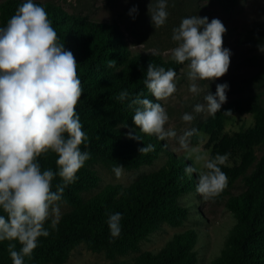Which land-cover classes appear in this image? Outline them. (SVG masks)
I'll list each match as a JSON object with an SVG mask.
<instances>
[{"label": "clouds", "instance_id": "9594fccd", "mask_svg": "<svg viewBox=\"0 0 264 264\" xmlns=\"http://www.w3.org/2000/svg\"><path fill=\"white\" fill-rule=\"evenodd\" d=\"M166 4L167 0L148 3L147 12L154 27L165 23ZM136 10L132 5L128 12ZM225 31L219 18L209 20L196 14L182 17L172 28L175 46L170 49V58L180 64L186 62L189 92H200L197 81L226 72L230 49L222 46ZM76 67L73 53L58 41L45 8L34 0H22L0 25V241H9L6 247L11 264H24L25 256L30 257L37 246V237L49 234L44 226L46 219L49 227L55 228L61 215L57 202L89 157V152L79 147L87 144V136L75 109L82 90ZM175 77L174 68L149 62L143 83L155 100L127 89L118 92V100L131 96L128 107L133 109L131 118L140 132L155 134L158 139L176 137L175 128L165 127L169 116L158 102L176 91ZM227 87V82L217 83L214 93L203 96L204 103L193 105V112L206 110L215 114L226 100ZM180 118L189 122L194 116L184 112ZM195 131L186 129L176 137L179 145L187 147V137ZM126 135L142 139L133 131ZM154 147L143 144L138 152L147 153ZM45 152L56 154L55 171L41 168L38 157ZM228 155L225 152L205 156L193 150L192 158L202 161L196 191L206 198L216 196L226 186L227 175L220 165ZM122 169L119 163L113 166L116 176L121 175ZM184 170L196 171L192 164ZM54 176L61 178L55 190L51 185ZM121 215L119 211L108 214L107 226L113 237L120 233ZM16 243L20 245L18 249Z\"/></svg>", "mask_w": 264, "mask_h": 264}, {"label": "trees", "instance_id": "16d2710c", "mask_svg": "<svg viewBox=\"0 0 264 264\" xmlns=\"http://www.w3.org/2000/svg\"><path fill=\"white\" fill-rule=\"evenodd\" d=\"M238 1L215 0L225 11H231ZM21 2L0 1V25L5 24ZM34 2L45 8L58 41L71 50L77 62L76 72L82 90L75 105L76 112H104L91 118L79 117L87 136V144L79 146L81 150L98 149L131 167L151 163L161 155L170 156L157 170L130 184L104 186L74 211L63 213L55 228L49 227V222L45 221L44 226L48 227L49 234L37 237V246L30 257L25 256L24 264H41L38 259L46 256L64 259L75 242L81 239L92 250H104L107 257L125 254L137 249L139 241L155 230L161 221L179 226L190 217L189 207L181 203L180 196L194 190L196 175L185 172L187 160L168 151L163 139L139 131L131 118L133 109L128 107L131 96L123 101L116 97L121 89H127L132 94L139 92L155 100L143 83L148 63L172 67L176 73L182 64L171 58L166 60L157 52L131 53L117 22L68 14L49 1ZM255 77L264 78V66ZM232 104L244 111H256V116L252 126L230 136L227 143L248 145L263 141L264 107L260 106L259 95L252 93L236 98ZM119 119H123L130 129L120 126ZM129 131L137 133L142 139L127 136ZM147 143L153 144L154 149L147 153L138 152L139 147ZM55 159L53 152L41 153L38 157L41 168L50 167L54 171L57 167ZM249 165L251 168L247 170ZM220 167L227 178L241 174L243 189L235 194L230 193L225 200L238 224L227 238V247L211 264H264V251L252 246L254 238L264 230V148L259 156L249 153L238 166L221 164ZM60 181L59 176L53 177V190ZM76 182L75 179L67 184L64 192ZM115 211L122 215L120 233L113 237L109 233L107 217ZM195 240V231L188 228L174 232L156 251H143L132 261L118 260L105 264H196ZM7 243V240L0 241V264H11ZM16 247H20L19 243H16Z\"/></svg>", "mask_w": 264, "mask_h": 264}, {"label": "rangeland", "instance_id": "374dc122", "mask_svg": "<svg viewBox=\"0 0 264 264\" xmlns=\"http://www.w3.org/2000/svg\"><path fill=\"white\" fill-rule=\"evenodd\" d=\"M2 1V0H0ZM49 1L59 6L68 14L85 16L100 21H114L123 30L125 40L131 53H159L164 59H170V49L175 46L171 39L172 28L177 26L182 17L188 15L219 18L226 31L222 34V46L230 49L229 65L225 73L219 77L197 81L200 92L193 94L188 91L189 81L186 78V62L176 73V91L169 97L159 100L163 104L169 119L165 127L171 126L179 137L186 129L195 128L187 137V147H181L176 137L164 138L163 144L174 156H181L192 164L196 177L202 170V161H195L193 150L209 156L216 153L229 155L222 165L238 166L251 153L259 156L264 148V140L248 145L227 143V139L252 126L256 111H244L233 106L236 98H243L252 93L260 97V106L264 107V78L255 76L264 66V0H239L231 11L223 10L215 0H167L168 16L165 23L154 27L150 22L147 5L151 0H40ZM136 6V12L129 14L128 10ZM134 16V18H133ZM227 82L226 100L215 114L206 110L193 112V105L204 103L206 92H215L217 83ZM227 110V112H225ZM192 112L194 119L189 122L181 120V114ZM81 118H91L99 113L98 110H83L77 112ZM119 125L125 121L119 119ZM129 130L130 127L127 126ZM89 157L78 172L77 182L63 192L60 205L61 215L74 211L86 200L94 196L104 186L114 183L130 184L140 177L157 170L166 163L170 155H161L151 163L138 167L125 165L98 149L87 150ZM123 165L122 173L116 176L113 166ZM251 165L247 167V170ZM194 190L180 196L182 204L189 207L190 217L182 225L173 226L161 221L145 239L138 243V248L125 254L107 257L104 250H92L81 239L70 248L64 259L52 256L39 258L41 264H105L111 261H132L141 252L156 251L167 239L177 231L192 228L196 234L194 247L196 249V264H211L227 247L226 241L238 221L234 212L225 204L230 193L235 194L243 189L241 174L232 179L227 178L226 186L214 197L206 198ZM60 215V216H61ZM198 220V222H196ZM45 221H48L46 219ZM252 241V246L264 251V230Z\"/></svg>", "mask_w": 264, "mask_h": 264}]
</instances>
